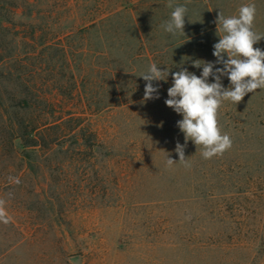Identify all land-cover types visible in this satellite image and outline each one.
<instances>
[{"label":"rangeland","instance_id":"obj_1","mask_svg":"<svg viewBox=\"0 0 264 264\" xmlns=\"http://www.w3.org/2000/svg\"><path fill=\"white\" fill-rule=\"evenodd\" d=\"M140 1L0 0V60L21 59L31 87L54 97L57 117H73L72 126L81 119L100 145L86 149L77 128L76 137L33 156L32 168L14 164L0 146V198L11 218L0 222V264H262L264 89L238 104L225 101L218 123L231 148L204 159L188 141L187 166L175 151L177 142L185 144L177 127L182 116L165 100L181 61L200 76L192 61L216 60L213 45L223 33L205 25L206 6L227 17L254 3V28L264 33V0H174L188 8L185 35L176 37L161 27L172 11L168 0H159L164 7L144 6L155 43L187 39L161 60L170 74L158 99L107 106V52L131 39L130 29L114 21L81 30L92 15L135 12ZM203 27L209 29L189 38ZM254 47L264 50V39ZM140 68L139 75L146 71ZM120 69L129 73L121 79L125 93L145 88L142 77L132 76L134 65ZM222 83L230 84L226 76ZM15 148L23 151L19 140ZM167 156L176 163L167 165Z\"/></svg>","mask_w":264,"mask_h":264},{"label":"clouds","instance_id":"obj_2","mask_svg":"<svg viewBox=\"0 0 264 264\" xmlns=\"http://www.w3.org/2000/svg\"><path fill=\"white\" fill-rule=\"evenodd\" d=\"M167 7L172 9L170 18L161 27L173 37L184 36L188 8L175 4L174 0H168ZM255 18L256 5L251 2L241 5L236 15L226 17L219 11L214 23L217 35L223 34L218 35L219 40L213 45L216 60L192 61L193 67L202 69L200 76L183 67V61L176 66L180 70L171 73L172 86L167 90L165 104L182 116L177 127L184 135L185 144L177 142L175 151L179 162L186 166L184 149L188 141L200 149L204 159L221 156L231 148L230 136L222 132L218 123V111L225 101L238 104L248 93L264 89V50L254 47L264 39V33L255 31ZM169 74V69L161 70L155 63L140 74L146 82L141 103L159 98V84L154 86L153 82H167ZM225 76L230 82L227 88L222 83ZM209 77L213 82H209ZM166 159L169 166L176 163L168 156ZM9 181L20 183L19 177H9ZM10 219L6 200L0 198V222L8 224Z\"/></svg>","mask_w":264,"mask_h":264},{"label":"trees","instance_id":"obj_3","mask_svg":"<svg viewBox=\"0 0 264 264\" xmlns=\"http://www.w3.org/2000/svg\"><path fill=\"white\" fill-rule=\"evenodd\" d=\"M160 4L159 0H141L138 3L140 9L135 12L124 7L120 10L115 9L113 11L97 13L92 15L87 21L89 25L81 30L96 29L99 26L114 21L125 23V26L130 29L131 39L115 49L109 48L107 52L109 63L106 66V74L108 75V82L111 85L112 92V101H109L107 106L127 104L144 96L145 88L134 92L130 90V93L124 92V88L121 87V79L129 77V73L125 76L120 66L123 64L134 65L135 69L132 70V76L134 77L140 76V67H144L147 70L151 63H155L163 70L161 60L166 57L169 49L173 45H179L187 39H171L168 37L169 40L171 39L170 41L168 40L169 44H167V41L164 44L155 43L157 38L155 39L151 35V29L148 27L153 22L152 24L150 22L148 25L144 23L145 20L141 16V11L144 6L153 8L164 7V3ZM203 18L205 25L207 24V27L211 30L217 27L214 23L217 15L207 6L203 12ZM209 28L203 27L197 30L189 38L196 35L199 36ZM21 66H24L21 59H15L14 61L0 60V146H3L5 151L15 159L14 164L18 160L20 168L23 167L24 162L28 167H34L31 161L33 156H37L41 151H53L55 146L62 145L65 142L62 140H66L68 136L69 138L76 137V133L73 132L77 128H80L77 135L80 136L81 142L86 149L93 152L99 147L97 136L89 127L81 125V119H78L79 121L72 126L70 122L73 117H69L65 121H61L62 119L57 117L54 97L34 90ZM153 83L154 85L159 84V91L168 86V83L164 81ZM138 84L145 87V83L141 80H138ZM69 96H72V93ZM18 140L23 147L21 153H18L15 148V142ZM258 240L262 244L264 243L263 238ZM252 246L256 247V244L253 243ZM2 255L3 252H0V256Z\"/></svg>","mask_w":264,"mask_h":264},{"label":"crops","instance_id":"obj_4","mask_svg":"<svg viewBox=\"0 0 264 264\" xmlns=\"http://www.w3.org/2000/svg\"><path fill=\"white\" fill-rule=\"evenodd\" d=\"M262 264H264V260H263Z\"/></svg>","mask_w":264,"mask_h":264}]
</instances>
